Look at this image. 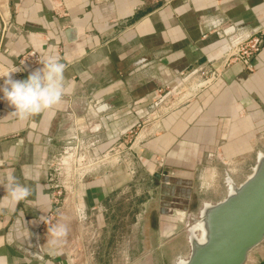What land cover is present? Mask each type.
<instances>
[{
    "label": "crops",
    "instance_id": "0c3cea01",
    "mask_svg": "<svg viewBox=\"0 0 264 264\" xmlns=\"http://www.w3.org/2000/svg\"><path fill=\"white\" fill-rule=\"evenodd\" d=\"M255 30L264 32V0H0V66L29 49L58 55L68 87L59 106L28 120L0 101V255L8 264H95L101 246L92 243L116 218L114 197L143 181L128 171L160 181L132 214L136 226L143 218L144 236L152 213L170 221L154 233L156 249L182 223L192 194L215 202L226 175L241 183L264 153V44L250 71L232 62L217 81L198 83ZM127 132L132 162L91 165L97 174L54 202L50 167L61 155L90 145L107 151ZM9 173L31 192L15 206L5 199ZM40 216L65 225L66 236L48 242ZM245 264H264V241Z\"/></svg>",
    "mask_w": 264,
    "mask_h": 264
},
{
    "label": "rangeland",
    "instance_id": "374dc122",
    "mask_svg": "<svg viewBox=\"0 0 264 264\" xmlns=\"http://www.w3.org/2000/svg\"><path fill=\"white\" fill-rule=\"evenodd\" d=\"M0 69H2V66H0ZM196 85L197 83L195 82L193 87L195 88ZM159 95L161 96L162 94ZM132 133L133 132H127L125 134L126 137L120 138L119 140L114 139L107 151L101 152L98 147L90 145L87 147V149L84 148L80 150H74L70 157L69 154L61 155L57 165H60L61 167L66 165L70 166L72 170H76V174H83L81 169L87 165H94V168L95 164L99 165L110 160H113L114 162L119 161L117 163L118 165H122L120 163L126 164L132 162V154H127L131 151L130 148L134 140L132 138ZM65 162L67 164H65ZM134 171V174H131L132 172L128 171L127 177L142 178L143 181H140V184L134 187V191L129 190V192L123 196H118L117 198L114 197V200L112 201L113 204L119 202L118 212L116 211L114 213L116 218L108 219L110 221L108 232L105 231L102 235V242L100 241V237H98L96 238V244L92 243V245L96 247L98 243L102 248H98L96 250L100 259L95 261V264H174L177 258L185 257L188 254V245L186 240L187 233L185 231L186 223L190 222V219L197 215L198 210L203 203L200 201L201 197L203 198V196L192 194V197H190L191 201L188 204V210L182 223L178 222L177 225L174 224L176 227L173 232L168 235L166 241H164L165 244L163 243V247L156 249V239L154 237V233L156 234V232H159L160 228H164L170 223V221L168 219H158V214L156 213L155 215V213H152L148 220L150 230H146V236H144L143 228L145 225L144 223L141 225L143 218H140V225L136 226L134 225L135 220L133 219L132 214L136 215L142 209L139 203L140 200H144V198H147L149 195L153 197L155 185L157 187L160 186V181L153 176L151 177V175L149 176L147 174V176H145L146 174H144V172L137 173L135 169ZM97 172L94 169H90V171H87L86 174L87 176H95ZM202 172H204V169L197 170L195 173V179L193 180V186L197 185V193L201 190L199 189L201 187V185H199V176L202 174ZM250 172L251 170H247L242 179L244 180L250 174ZM227 174H229V172H227ZM228 176L230 177V175ZM62 180L65 181L64 186L66 187V191L62 192V197H67L75 183L74 185H71L72 182L68 179V177H63ZM158 192L159 190H157V195ZM125 199L126 201H124ZM170 217L171 219H176L177 221V217ZM152 230L154 232H152ZM138 234L140 235L139 244Z\"/></svg>",
    "mask_w": 264,
    "mask_h": 264
},
{
    "label": "water",
    "instance_id": "95a60500",
    "mask_svg": "<svg viewBox=\"0 0 264 264\" xmlns=\"http://www.w3.org/2000/svg\"><path fill=\"white\" fill-rule=\"evenodd\" d=\"M219 201L203 202L186 224L188 254L174 264H245L264 241V153L239 184L225 177Z\"/></svg>",
    "mask_w": 264,
    "mask_h": 264
},
{
    "label": "clouds",
    "instance_id": "9594fccd",
    "mask_svg": "<svg viewBox=\"0 0 264 264\" xmlns=\"http://www.w3.org/2000/svg\"><path fill=\"white\" fill-rule=\"evenodd\" d=\"M213 23L219 24L220 21L216 20ZM39 64L41 67L20 80L13 79V75L20 71L15 65H12L9 71H0V79L3 80L0 84V101L12 109L10 115H15L20 120H28L29 117L56 108L63 102L68 92L64 77L66 65L61 62L58 55L44 56ZM5 188V199L13 206L31 195L30 189L17 182L11 173L6 177ZM45 220L44 216L38 218V222L46 226L48 242H56L66 236L65 225L57 223L48 226ZM0 264H8L7 256L0 255Z\"/></svg>",
    "mask_w": 264,
    "mask_h": 264
},
{
    "label": "built area",
    "instance_id": "2783aa9c",
    "mask_svg": "<svg viewBox=\"0 0 264 264\" xmlns=\"http://www.w3.org/2000/svg\"><path fill=\"white\" fill-rule=\"evenodd\" d=\"M263 44L264 32L257 30L251 31L247 39L225 52L222 62L218 68L215 67L210 71L200 73L201 80L199 81L198 86L206 87L217 81L221 75L222 69L230 65L232 62H240L246 67L248 71H250L252 69L251 60L258 54ZM40 60V55L36 51L29 49L18 58V63H16L15 66L19 68L20 71L15 73L13 76L21 74L24 70V66L33 67L39 65ZM9 70H11V67L0 69V71ZM2 83L3 80L0 79V84ZM80 149L81 148H76L75 150ZM65 164L67 163L65 162ZM90 167L91 166L87 165L86 167L82 168L81 170L83 171V174H76V170H72L71 167L67 165L61 167L60 165L56 164V167H50L52 173L49 175V183L52 184V190H54V202L58 204L59 199L62 196V192L66 191V187L64 186L65 181L62 180L63 177H68V179L72 182L71 185H74V183L77 184L79 179H82L86 172L90 171Z\"/></svg>",
    "mask_w": 264,
    "mask_h": 264
},
{
    "label": "bare ground",
    "instance_id": "6f19581e",
    "mask_svg": "<svg viewBox=\"0 0 264 264\" xmlns=\"http://www.w3.org/2000/svg\"><path fill=\"white\" fill-rule=\"evenodd\" d=\"M188 223H189V222H188ZM188 223H187V224H188ZM182 258H183V257H182Z\"/></svg>",
    "mask_w": 264,
    "mask_h": 264
}]
</instances>
